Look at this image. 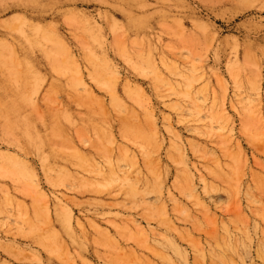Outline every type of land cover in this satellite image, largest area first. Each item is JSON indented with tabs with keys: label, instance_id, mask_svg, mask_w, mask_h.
I'll use <instances>...</instances> for the list:
<instances>
[{
	"label": "rangeland",
	"instance_id": "obj_1",
	"mask_svg": "<svg viewBox=\"0 0 264 264\" xmlns=\"http://www.w3.org/2000/svg\"><path fill=\"white\" fill-rule=\"evenodd\" d=\"M0 264H264V0H0Z\"/></svg>",
	"mask_w": 264,
	"mask_h": 264
},
{
	"label": "bare ground",
	"instance_id": "obj_2",
	"mask_svg": "<svg viewBox=\"0 0 264 264\" xmlns=\"http://www.w3.org/2000/svg\"><path fill=\"white\" fill-rule=\"evenodd\" d=\"M42 41H45V42H48V41H51L52 42V40L50 39V38H42L41 39ZM27 42H29V41H27ZM39 45H40V47H41V44L39 43ZM46 48V47H45ZM50 52V51H49ZM80 162V161H79Z\"/></svg>",
	"mask_w": 264,
	"mask_h": 264
}]
</instances>
